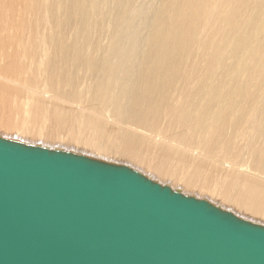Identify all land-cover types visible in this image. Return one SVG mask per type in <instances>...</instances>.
Returning a JSON list of instances; mask_svg holds the SVG:
<instances>
[{"label": "bare ground", "instance_id": "obj_1", "mask_svg": "<svg viewBox=\"0 0 264 264\" xmlns=\"http://www.w3.org/2000/svg\"><path fill=\"white\" fill-rule=\"evenodd\" d=\"M0 136L264 226V0H0Z\"/></svg>", "mask_w": 264, "mask_h": 264}, {"label": "water", "instance_id": "obj_2", "mask_svg": "<svg viewBox=\"0 0 264 264\" xmlns=\"http://www.w3.org/2000/svg\"><path fill=\"white\" fill-rule=\"evenodd\" d=\"M0 264H264V226L128 165L0 136Z\"/></svg>", "mask_w": 264, "mask_h": 264}]
</instances>
